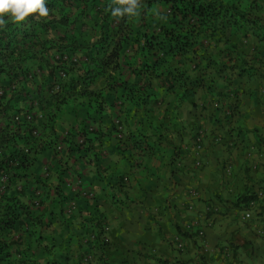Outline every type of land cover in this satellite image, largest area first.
I'll return each mask as SVG.
<instances>
[{"label": "crops", "instance_id": "obj_1", "mask_svg": "<svg viewBox=\"0 0 264 264\" xmlns=\"http://www.w3.org/2000/svg\"><path fill=\"white\" fill-rule=\"evenodd\" d=\"M230 2L254 3L264 22V0ZM227 32L253 58L250 77L208 72L206 83L216 77L213 88H195L184 100L181 88H162L156 102L132 108L118 133L120 100L107 102L96 120L73 105L60 114L65 145L39 153L18 185L27 184L19 198L42 224L9 232L36 264H264V42ZM226 47L212 42L205 54L227 60ZM124 76L138 79L130 71ZM35 120L42 123L43 113ZM83 124L88 150L74 146L84 136L71 138ZM243 193L259 196V216L240 211Z\"/></svg>", "mask_w": 264, "mask_h": 264}, {"label": "trees", "instance_id": "obj_2", "mask_svg": "<svg viewBox=\"0 0 264 264\" xmlns=\"http://www.w3.org/2000/svg\"><path fill=\"white\" fill-rule=\"evenodd\" d=\"M112 3L91 0L78 13H72L62 10V0H46L47 17L32 14L19 24L5 17V24L0 27V80L4 82L3 88L15 86L8 100H0V259L4 258L1 260H6L7 264L37 262L20 248V243L9 237V232L24 225L42 224L29 204L19 198L27 184L23 182L21 189L18 185L28 177L26 171L39 153L54 151L59 117L66 107L73 105V110L82 107L86 118L96 120L107 102L120 100L121 115L113 127L118 133L122 131L118 124L124 125L132 108L138 110L156 102L162 88L166 91L181 88L178 99L184 100L195 88H213L216 77L206 83L208 72L216 76L250 77L257 69L227 36V31L233 29L242 32L244 38L257 35L264 42V22L254 11L257 9L254 3L139 0L142 27L137 25L139 14L113 17ZM162 5L167 6L169 12L160 19L158 32L151 31L149 15L156 6ZM147 19L150 22H146ZM87 24L90 30L86 32ZM72 26L76 31L73 35L49 37V33L60 27L70 31ZM222 41L227 46V60L205 54L210 43ZM65 52L86 59L79 64L75 61L64 64L50 57ZM125 71L132 72L138 78L136 82L125 77ZM38 77L41 80L36 83ZM34 93L43 113L39 138L31 135V121L15 120V115L27 107H21L19 102L32 100ZM7 94L5 92L3 98ZM36 125L35 122L33 126ZM78 134L84 138L81 142L74 141L75 148L88 150L89 132L84 124L79 132L72 131L71 138L75 139ZM133 142L138 143L135 139ZM26 146L28 151H25ZM4 176L6 182L2 183ZM257 197L243 193L236 201L237 206L248 207L249 201H257ZM51 264L56 261L51 260Z\"/></svg>", "mask_w": 264, "mask_h": 264}, {"label": "rangeland", "instance_id": "obj_3", "mask_svg": "<svg viewBox=\"0 0 264 264\" xmlns=\"http://www.w3.org/2000/svg\"><path fill=\"white\" fill-rule=\"evenodd\" d=\"M88 1H91V0H62V3H63V5L62 6H64V8H62V10H65V11H67V10H69V11H71L72 13H78L79 11H80V9L81 8H85V6H87V2ZM99 3H102V4H104V3H106V2H109V1H113V0H97ZM228 1H231V0H228ZM166 12H169V10H168V7L167 6H165V5H162V6H156L154 9H153V11H152V14H150L149 15V19L151 20V23H150V26H151V31H154V32H158V30H159V26H160V19L162 18V17H164L165 15H166ZM143 14V12L141 13V14H139L138 16H137V25H138V27H142V25L140 24V23H142V20H141V18H142V15ZM86 19H89V16L86 18ZM150 20H146V22L147 21H149L150 22ZM73 23V22H72ZM74 24V23H73ZM72 24V25H73ZM144 24V23H143ZM88 26L87 27H85V29H84V31H86V30H90V29H88L90 26H89V24H87ZM144 26V25H143ZM72 30H70V31H68L67 29H65V28H62V27H60L59 29H57V31H52L51 33H49V37H52V38H61V37H67L68 35H73V33H75L76 31L74 30V26H72ZM77 29V28H76ZM87 32V31H86ZM228 36V35H227ZM65 56H67L68 58H65ZM73 55H71L70 53H67V52H65V54L64 53H60V54H57V53H54V54H52L50 57H51V59L55 62L56 60H58V61H60L61 63H66V62H68V63H70V64H72L71 62L73 61V57H72ZM86 58H80L79 59V62H77L78 64L79 63H82V62H84V60H85ZM251 59V60H250ZM249 60L250 61H252L253 62V58H250ZM67 63V64H68ZM60 74H62V72H60ZM40 78L38 77V78H36V83L39 81L40 82ZM4 84V82L2 81V80H0V100L1 99H3V100H8L10 97H11V94H12V92H13V90L15 89V86H11L9 89H6V87H2V85ZM34 87H33V89L35 90V88H36V85H33ZM44 88V87H43ZM4 89H6V91H4ZM42 89V88H41ZM44 89H46V88H44ZM36 90H37V88H36ZM5 92H7L8 94L6 95V97L5 98H3L4 97V93ZM47 92H48V90H47ZM47 92H45L47 95H49ZM35 95V96H34ZM37 96V94H33V96H32V100H30V99H26V100H23V101H21V102H19V104L21 105V107H24V106H26L27 105V107L26 108H24V109H22V110H20L16 115H15V120H17V121H20V122H23V121H26V120H28V118H27V115H28V111L26 110V109H33V108H36V110H35V112H34V117H36L37 116V112L38 111H40L41 112V109H42V106H41V104H40V102H39V100H38V98L36 97ZM31 107V108H30ZM17 115H21L22 116V120L21 119H17L16 118V116ZM36 124L37 125H41L40 124V122H37L36 121ZM34 126V128H37V129H40L42 126H40V128L38 127V126ZM42 130H43V128H41L40 129V131L42 132ZM39 131V133L38 134H36V135H32V137L33 138H39V136H40V132ZM58 133H59V131H58ZM61 139H59V138H57V142L55 143V149H54V152L56 153L57 151L56 150H59L58 149V144L59 143H61L63 146L65 145L64 144V141H61ZM232 145L230 146V147H232V150H239L241 147H238L237 146V143H234V140H232ZM241 146V145H240ZM28 149V146H26L25 147V151H28L27 150ZM229 149V148H228ZM50 150H52L53 151V149H50ZM229 165H232L231 163L229 164ZM6 182V180L5 181H2V183H5ZM2 189H4V185H2ZM256 193H258L259 194V191L258 192H256ZM261 197H262V201H263V199H264V191H262V193H261ZM259 197V196H258ZM257 197V198H258ZM259 200H260V202H259ZM240 207V211H244L243 212V215L245 216V212H246V210H247V207H245V206H239ZM261 208V199L260 198H258L257 199V206H256V208L255 209H253V216L255 215V216H259V214H258V210ZM213 213H215L216 211H212ZM246 218V217H245Z\"/></svg>", "mask_w": 264, "mask_h": 264}, {"label": "clouds", "instance_id": "obj_4", "mask_svg": "<svg viewBox=\"0 0 264 264\" xmlns=\"http://www.w3.org/2000/svg\"><path fill=\"white\" fill-rule=\"evenodd\" d=\"M139 7V0H113L111 14L113 17H132L139 14ZM32 14L47 17L46 0H0V27L4 26L5 17L19 24Z\"/></svg>", "mask_w": 264, "mask_h": 264}, {"label": "built area", "instance_id": "obj_5", "mask_svg": "<svg viewBox=\"0 0 264 264\" xmlns=\"http://www.w3.org/2000/svg\"><path fill=\"white\" fill-rule=\"evenodd\" d=\"M72 57H73V61L79 62V59H78V57L76 55L75 56L73 55ZM65 58H68V57L65 56ZM29 113L30 112H28L27 118H28L29 121H31L33 119L34 113H32L30 115H29ZM16 118L17 119L18 118L21 119V115H17ZM35 122H36V120H35V117H34V123ZM118 127H119V129H122V126L120 124H118ZM30 130H31L32 135H36V134L39 133L38 129L37 128H34V126H30ZM62 147H63V145L61 143H59L58 144V149H60ZM195 147H196V153H195V156H196L202 150V136L199 135L197 137L196 142H195ZM197 163L200 164V161L197 160ZM5 180H6V176H4L2 178V181H5ZM38 195H40V193H38ZM33 203L35 205H37V207H39L41 205L40 197H35L34 200H33ZM256 206H257V201H255V200L249 201V205H248L247 210L245 212V217L247 219L253 218V209H255ZM106 229H108V227H106ZM200 233L201 234H204V230H202ZM109 241L110 240H109L108 236L107 237H104V242L108 243ZM177 247H178V249H180V250L183 251L186 248V244H185V242L182 239H177Z\"/></svg>", "mask_w": 264, "mask_h": 264}]
</instances>
